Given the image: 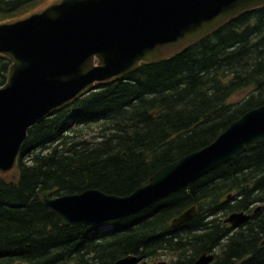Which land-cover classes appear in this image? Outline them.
Listing matches in <instances>:
<instances>
[{"label": "trees", "instance_id": "trees-1", "mask_svg": "<svg viewBox=\"0 0 264 264\" xmlns=\"http://www.w3.org/2000/svg\"><path fill=\"white\" fill-rule=\"evenodd\" d=\"M33 1L0 0V19ZM9 64L0 56V85ZM242 90L239 100L229 101ZM263 103L259 6L167 59L140 63L51 109L27 129L17 175L0 176V264H112L127 254L141 263L161 253L170 256L166 264H193L215 247L210 264H264V141L104 229L61 225L38 196L87 188L128 194ZM192 205L195 215L172 227ZM255 207L250 220L229 232L223 215Z\"/></svg>", "mask_w": 264, "mask_h": 264}, {"label": "water", "instance_id": "water-1", "mask_svg": "<svg viewBox=\"0 0 264 264\" xmlns=\"http://www.w3.org/2000/svg\"><path fill=\"white\" fill-rule=\"evenodd\" d=\"M259 6L264 0H42L1 19L0 56L10 64L0 85V176L15 170L27 129L51 109L140 63L167 59ZM263 141L264 103L233 120L207 146L156 170L128 194L87 188L53 198L44 190L38 196L61 225L95 226L153 204L238 155L246 144ZM193 216L194 207H187L175 224ZM247 217L231 212L223 222L233 228ZM211 259L203 256L193 264ZM139 261L129 254L113 264Z\"/></svg>", "mask_w": 264, "mask_h": 264}, {"label": "rangeland", "instance_id": "rangeland-1", "mask_svg": "<svg viewBox=\"0 0 264 264\" xmlns=\"http://www.w3.org/2000/svg\"><path fill=\"white\" fill-rule=\"evenodd\" d=\"M40 1H42V0H36V1H33V2H31V4L30 5H26V6H24V7H29V8H27V10H29V9H31V7H33L34 5H36L38 2H40ZM26 9L25 10H23L22 8L16 13V14H14V15H18V14H22V13H24V12H26L27 11ZM13 15V16H14ZM10 17V16H9ZM3 19V18H2ZM1 20V19H0ZM245 92H246V90H242V91H240V92H237V93H234L230 98H229V101H232V102H235V101H237V100H239L242 96H243V94H245ZM17 175V169H15L14 171H12V173L10 174V175H6L8 178L10 177V176H16ZM219 215V214H218ZM225 216L223 215L222 216V219L224 218ZM108 228L109 227V224L108 223H102L100 226H97V229H104V228ZM224 240H222V242H223ZM212 251H214V252H218L217 250H218V248H212L211 249ZM218 254V253H217ZM170 258V256H168L167 254H161V255H159L157 258H152L151 260H149V261H145V263L144 264H154L155 262H158V261H163L165 264L166 263H168V259ZM140 264H142V263H140Z\"/></svg>", "mask_w": 264, "mask_h": 264}, {"label": "bare ground", "instance_id": "bare-ground-1", "mask_svg": "<svg viewBox=\"0 0 264 264\" xmlns=\"http://www.w3.org/2000/svg\"><path fill=\"white\" fill-rule=\"evenodd\" d=\"M95 87H96V86H95ZM95 87H94V89H95ZM88 91H92V89H90V90H88ZM85 92H87V91H85ZM79 96H80V95H79ZM79 96H77V97H79ZM77 97H76V98H77ZM74 99H75V98H74ZM72 100H73V99H72ZM219 134H220V133H219ZM219 134H218V135H219ZM218 135H217V136H218ZM248 144H250V143H248ZM252 144H255V143H252ZM246 145H247V144H246ZM206 146H207V145H206ZM232 158H233V157H232ZM229 160H230V159H229ZM175 161H176V160H175ZM175 161H173V162H175ZM226 161H228V160H226ZM226 161H225V162H226ZM173 162H171V163H173ZM223 163H224V162H223ZM221 164H222V163H221ZM219 165H220V164H219ZM165 166H166V165H165ZM163 167H164V166H163ZM161 168H162V167H161ZM206 173H207V172H206ZM201 176H202V175H201ZM199 177H200V176H199ZM199 177H198V178H199ZM196 179H197V178H196ZM196 179H195V180H196ZM189 183H190V182H189ZM49 192H50V194L48 195V197L53 198L54 196H57V195H52V193H51L50 190H49ZM38 195H39V194H38ZM39 198H40V197H39ZM162 198H163V197H162ZM40 199H41V198H40ZM192 206L194 207V215H195V213H196V207H195L194 205H192ZM190 207H191V206H190ZM182 212H183V211H182ZM232 212H236V211H232ZM230 213H231V212H230ZM180 214H181V213H179L177 216H175V217L171 220L170 224H171L172 227H178V226L182 225L183 223L187 222V221H185V222L180 223V224H175V220L177 219V217H178ZM228 214H229V213H228ZM228 214H227V215H228ZM227 215H226V216H227ZM125 216H126V215H125ZM226 216H225V217H226ZM123 217H124V216H123ZM225 217H224V218H225ZM119 218H121V217H119ZM224 218H223V219H224ZM116 219H118V218H116ZM111 220H114V219H110V220H107V221H105V222L107 223L108 221H111ZM188 221H189V220H188ZM105 222H104V221H101V222H99L97 225H101L102 223H105ZM81 225H82V224H81ZM235 228H236V227H235ZM166 250H167V249H166ZM166 252H167V251H166ZM166 252H165V253H166ZM170 252H171V251H170ZM161 254H162V253H161ZM127 255H129V254H127ZM130 255H133V256L137 257V256L134 255V254H130ZM207 255H211V254H205V253L200 254L199 256L196 257V259L194 260V262H195L196 260H198L200 257L207 256ZM213 255H214V254H213ZM211 256H212V255H211ZM122 257H123V256H122ZM122 257H120V258H122ZM137 258H138V257H137ZM118 259H119V258H118ZM118 259H117V260H118ZM138 259L141 260L140 258H138ZM212 259H213V256H212ZM212 259H211V260H212ZM211 260L209 261L210 263H211ZM115 261H116V260H115ZM115 261H114V262H115ZM142 261H144V260H142ZM212 261H213V260H212ZM114 262H113V263H114ZM158 262H160V261H158ZM158 262H155L154 264H157ZM20 263H21V262H17L16 264H20ZM113 263H112V264H113ZM139 264H140V263H139Z\"/></svg>", "mask_w": 264, "mask_h": 264}, {"label": "flooded vegetation", "instance_id": "flooded-vegetation-1", "mask_svg": "<svg viewBox=\"0 0 264 264\" xmlns=\"http://www.w3.org/2000/svg\"><path fill=\"white\" fill-rule=\"evenodd\" d=\"M257 210H258V207H255V208L252 209V210H244V211L241 210V212L247 214L248 217L246 218V220H244L243 222H241V223H239L237 226H235L236 228H235V227L231 228L230 225L228 224V226L230 227L229 232H230V231H234L235 229L238 228V226H240V225L244 224L245 222H247L248 220H250L251 217H252V215L255 214ZM205 254H211V255L213 256V259H212V260H214L215 255H216L217 253L214 252V251H212V250H210V251L206 252ZM213 254H214V255H213ZM195 259H196V258H195ZM195 259H194V260H195ZM212 260H211V262H212ZM193 263H194V261H193ZM208 264H210V262H209Z\"/></svg>", "mask_w": 264, "mask_h": 264}]
</instances>
